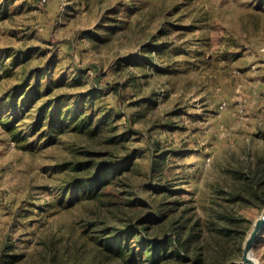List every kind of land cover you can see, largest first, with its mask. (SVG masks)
Masks as SVG:
<instances>
[{"label": "rangeland", "instance_id": "374dc122", "mask_svg": "<svg viewBox=\"0 0 264 264\" xmlns=\"http://www.w3.org/2000/svg\"><path fill=\"white\" fill-rule=\"evenodd\" d=\"M263 209L264 0H0V264H223Z\"/></svg>", "mask_w": 264, "mask_h": 264}, {"label": "trees", "instance_id": "16d2710c", "mask_svg": "<svg viewBox=\"0 0 264 264\" xmlns=\"http://www.w3.org/2000/svg\"><path fill=\"white\" fill-rule=\"evenodd\" d=\"M121 171L120 168H115L114 166L106 165V166H101L99 168H96L95 174L93 175V179L96 183H99V175L102 178L108 177L112 178L116 174H118ZM105 172H108L107 174ZM86 184V183H85ZM92 185V184H91ZM90 186V185H88ZM189 240V239H188ZM188 240L184 241L183 244H186ZM190 241V240H189ZM188 241V242H189ZM176 243L175 241H160V242H151L149 245H144L145 246V251L149 252V255L147 256V261L149 264H158L159 261H165L166 259H169L170 257L174 256L175 260L178 261L179 264H186L188 263V260L186 259L187 257L185 255L188 254L189 249L187 247H184V245H180L179 247L175 246ZM170 247L173 248V253H167L170 250ZM184 247V248H183ZM183 248V249H181ZM144 250V249H143ZM184 252V254H183ZM139 254H142L139 252ZM134 254L131 255V260H133ZM240 257L237 259H230L229 261H224L225 263L223 264H240ZM193 264H201L199 260L195 263L193 261Z\"/></svg>", "mask_w": 264, "mask_h": 264}, {"label": "water", "instance_id": "95a60500", "mask_svg": "<svg viewBox=\"0 0 264 264\" xmlns=\"http://www.w3.org/2000/svg\"><path fill=\"white\" fill-rule=\"evenodd\" d=\"M263 229L264 209L262 210L260 216L253 223L252 229L244 241L243 247L241 249L240 264H258L252 256V251Z\"/></svg>", "mask_w": 264, "mask_h": 264}]
</instances>
